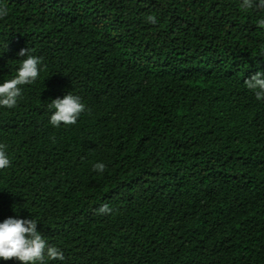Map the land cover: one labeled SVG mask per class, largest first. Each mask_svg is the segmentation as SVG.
Returning <instances> with one entry per match:
<instances>
[{
	"label": "trees",
	"instance_id": "trees-1",
	"mask_svg": "<svg viewBox=\"0 0 264 264\" xmlns=\"http://www.w3.org/2000/svg\"><path fill=\"white\" fill-rule=\"evenodd\" d=\"M241 3L0 0V83L41 58L0 107V222L37 220L47 264H264V9ZM70 92L86 110L53 127Z\"/></svg>",
	"mask_w": 264,
	"mask_h": 264
},
{
	"label": "clouds",
	"instance_id": "clouds-1",
	"mask_svg": "<svg viewBox=\"0 0 264 264\" xmlns=\"http://www.w3.org/2000/svg\"><path fill=\"white\" fill-rule=\"evenodd\" d=\"M240 9L248 10L252 8L264 9V0H242ZM7 9H0V18L6 16ZM147 22L156 24L155 15H149ZM259 28L264 29V18L256 21ZM33 50L29 48L20 49L18 55L26 57L11 79L0 83V107L14 108L18 99L22 98L23 85L33 84L40 76L41 58L31 54ZM247 89L255 94L257 100L264 99V73L257 71L244 80ZM52 114L49 123L53 127L71 126L77 123L78 118L85 112L86 106L81 101L80 96L71 92L63 98H55L48 105ZM10 159L6 152V145L0 144V170L10 166ZM103 163L93 165L94 171L103 173L105 170ZM97 214L107 215L112 212L109 204L104 203L98 208ZM37 220L20 219L8 217L0 222V259L4 261L15 260L20 264H47L50 260H65L63 251L56 246L49 245L40 231L37 230Z\"/></svg>",
	"mask_w": 264,
	"mask_h": 264
}]
</instances>
